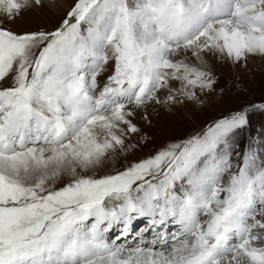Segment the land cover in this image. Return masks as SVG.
<instances>
[{"label": "snow or ice", "instance_id": "6c2138e0", "mask_svg": "<svg viewBox=\"0 0 264 264\" xmlns=\"http://www.w3.org/2000/svg\"><path fill=\"white\" fill-rule=\"evenodd\" d=\"M30 4L0 0V16ZM209 51L264 56V0H76L54 31L0 27V264H264V163L246 150L233 171L230 157L248 109L122 171L82 174L138 131L136 109L211 88L183 55ZM140 221L151 246L127 243Z\"/></svg>", "mask_w": 264, "mask_h": 264}, {"label": "rangeland", "instance_id": "374dc122", "mask_svg": "<svg viewBox=\"0 0 264 264\" xmlns=\"http://www.w3.org/2000/svg\"><path fill=\"white\" fill-rule=\"evenodd\" d=\"M50 2L57 5V0ZM75 2L76 0H60L58 9L56 6L52 9L45 8L41 2L40 12L28 6L30 9L24 8L14 19L0 16V27L15 33L54 31ZM206 54V63L210 70L189 60L192 56L190 52L183 55L189 63L211 74V88H197V98L193 100L181 97L178 102L170 105L149 104L136 109V114L130 119L138 131L127 133L124 136V147L117 148L101 167L82 174L101 176L122 171L133 163L154 155L167 144L184 141L204 131L216 121L245 109L249 110L246 113L247 124L237 129L231 140L230 150L233 154H230V157L234 170L238 171L246 150L257 148L259 153V150L264 148V110L254 106L264 105V56L248 55L233 63L219 53L209 51ZM110 65L113 66L111 62ZM104 74L105 77L109 76L108 72ZM9 82L10 80L8 83L0 81V87L7 86ZM161 95H166V91ZM71 179V176L64 175L53 187L59 189ZM111 234L114 233L109 235Z\"/></svg>", "mask_w": 264, "mask_h": 264}, {"label": "bare ground", "instance_id": "6f19581e", "mask_svg": "<svg viewBox=\"0 0 264 264\" xmlns=\"http://www.w3.org/2000/svg\"><path fill=\"white\" fill-rule=\"evenodd\" d=\"M59 1L60 0H57V5H56V3H55V5L52 3V2H50V0H41V2H43L44 4H42V5H44V7L45 8H49V9H52L54 6H56L57 7V9H58V3H59ZM31 9H33V10H37V11H39L40 12V10L42 9L41 7V5H34V4H30V6H29ZM28 7V8H29ZM29 8V9H30ZM59 11V10H58ZM206 52L205 53H203L202 54V61H200V60H197L195 57H193V56H190L189 57V60H191L192 62H194L195 64H197L198 66H201V67H203V68H205V69H208V70H210V68H209V66H208V64L206 63ZM206 65V66H205ZM5 82V81H4ZM5 83H8V81L7 82H5ZM135 114H136V110H135ZM64 177V175L61 177V178H63ZM202 218V217H201ZM139 223V222H138ZM118 231V229L117 230H115V231H113V232H111V233H116Z\"/></svg>", "mask_w": 264, "mask_h": 264}]
</instances>
